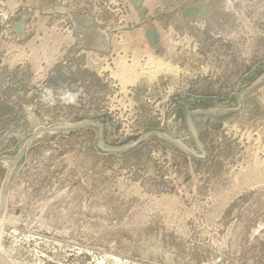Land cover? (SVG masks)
Returning a JSON list of instances; mask_svg holds the SVG:
<instances>
[{
    "label": "rangeland",
    "instance_id": "obj_1",
    "mask_svg": "<svg viewBox=\"0 0 264 264\" xmlns=\"http://www.w3.org/2000/svg\"><path fill=\"white\" fill-rule=\"evenodd\" d=\"M3 192L17 264H264V0H0Z\"/></svg>",
    "mask_w": 264,
    "mask_h": 264
},
{
    "label": "bare ground",
    "instance_id": "obj_2",
    "mask_svg": "<svg viewBox=\"0 0 264 264\" xmlns=\"http://www.w3.org/2000/svg\"><path fill=\"white\" fill-rule=\"evenodd\" d=\"M127 60L128 61H126V62L120 61V62H122V63H120V66H122V68H124L123 70H125L126 72L128 71V74L126 73L128 76L124 75L123 77L122 76L119 77V78L122 77L121 82L123 84H126V81L134 82V81L145 80V79L146 80H153L158 75V73H160V72L172 71V67H170L169 63L161 61L157 58H154L153 56H151L149 54H148L147 58L144 59L143 62H140L138 59H133V58H130ZM49 62H50V60H49ZM117 63H119V62H117ZM9 64H10V62H9ZM118 69H120V68H118ZM123 70H121V71H123ZM63 90H65V88ZM63 93L66 97L72 96L69 89L65 90ZM4 220L5 219H3V215H2L0 218V224H2L1 222H3ZM6 255H7V253L5 252L4 248L2 247V244L0 243V264H17L13 260H11L9 257H7Z\"/></svg>",
    "mask_w": 264,
    "mask_h": 264
},
{
    "label": "water",
    "instance_id": "obj_3",
    "mask_svg": "<svg viewBox=\"0 0 264 264\" xmlns=\"http://www.w3.org/2000/svg\"><path fill=\"white\" fill-rule=\"evenodd\" d=\"M147 36H148L149 38H153L154 40H156L157 37H158L157 33H156L154 30H152V31H148V32H147Z\"/></svg>",
    "mask_w": 264,
    "mask_h": 264
},
{
    "label": "crops",
    "instance_id": "obj_4",
    "mask_svg": "<svg viewBox=\"0 0 264 264\" xmlns=\"http://www.w3.org/2000/svg\"><path fill=\"white\" fill-rule=\"evenodd\" d=\"M7 195H8V193L6 194L5 192H3V197H2V198H4L5 201H2V202H1V204H0V209L3 208V206H4V208H5V203L7 202V200H6V199H7V198H6ZM4 210H5V209H4Z\"/></svg>",
    "mask_w": 264,
    "mask_h": 264
}]
</instances>
